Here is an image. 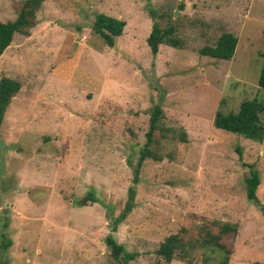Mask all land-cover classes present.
Instances as JSON below:
<instances>
[{"label": "rangeland", "instance_id": "1", "mask_svg": "<svg viewBox=\"0 0 264 264\" xmlns=\"http://www.w3.org/2000/svg\"><path fill=\"white\" fill-rule=\"evenodd\" d=\"M19 1L0 0V21ZM98 13L125 23L112 48L92 31ZM154 22L173 25L181 47L153 56ZM224 32L237 39L232 59L202 56ZM263 52L264 0H45L0 57V76L21 84L0 126L4 264H109L107 236L135 255L129 264H166L159 244L182 227L193 234L198 218L237 226L223 238L228 264H264V139L213 125L217 110L264 98ZM156 105L162 160L144 161L134 208L113 230ZM251 170L257 203L246 198Z\"/></svg>", "mask_w": 264, "mask_h": 264}, {"label": "trees", "instance_id": "2", "mask_svg": "<svg viewBox=\"0 0 264 264\" xmlns=\"http://www.w3.org/2000/svg\"><path fill=\"white\" fill-rule=\"evenodd\" d=\"M45 0H22L13 3L15 18L12 21H0V57L10 46L15 34L29 35L30 29L36 25V14L40 10ZM125 23L119 19L98 13L95 15L92 31L102 42L112 48L117 37L121 36ZM173 25H166L161 28L156 22L151 26V30L146 39V44L153 56L158 53L160 45L171 48H180L181 40L175 34ZM237 45V39L231 33L224 32L216 40L213 46H204L200 49V54L216 60L229 61L232 59ZM262 65L257 78V85L264 90V52L261 54ZM21 84L5 75L0 76V126L4 119L12 98L19 92ZM163 111L159 105L154 106L149 117L148 131L145 133V143L139 151L138 159L133 167V186L128 188L127 200L122 212L113 219V230L121 224L135 205V184L139 181V174L144 161L151 159L161 161V155L154 148L157 141L154 132H164L161 125ZM213 125L220 130L238 134L241 137L261 142L264 139V98L258 100L253 98L241 102L236 113H222L217 110ZM180 140L185 141V135H180ZM246 198L257 203L256 192L260 185V177L256 171H250V175L245 178ZM95 201L89 193L80 200L79 205L85 202ZM194 232H188L184 227L180 231L170 234L159 244L155 251L157 257L166 264L179 259L187 264H228L232 255L230 248L224 243L223 238L229 235H236L237 226L229 223H217L215 220L209 221L198 218L194 223ZM215 226V230L213 226ZM6 222L2 221L0 228L4 229ZM191 233V234H190ZM11 241L6 238L5 233L0 232V264H4V256ZM105 245L111 258L109 264H129L134 260L133 253L125 251L124 247L118 244L111 236L105 238Z\"/></svg>", "mask_w": 264, "mask_h": 264}]
</instances>
